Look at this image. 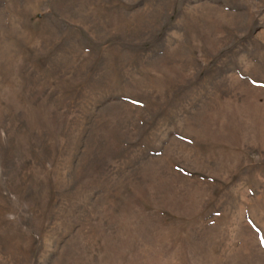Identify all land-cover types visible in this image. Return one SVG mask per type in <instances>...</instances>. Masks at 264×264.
Instances as JSON below:
<instances>
[{
	"label": "rangeland",
	"instance_id": "1",
	"mask_svg": "<svg viewBox=\"0 0 264 264\" xmlns=\"http://www.w3.org/2000/svg\"><path fill=\"white\" fill-rule=\"evenodd\" d=\"M264 0H0V264H264Z\"/></svg>",
	"mask_w": 264,
	"mask_h": 264
},
{
	"label": "snow or ice",
	"instance_id": "2",
	"mask_svg": "<svg viewBox=\"0 0 264 264\" xmlns=\"http://www.w3.org/2000/svg\"><path fill=\"white\" fill-rule=\"evenodd\" d=\"M262 244H264V241H261Z\"/></svg>",
	"mask_w": 264,
	"mask_h": 264
}]
</instances>
